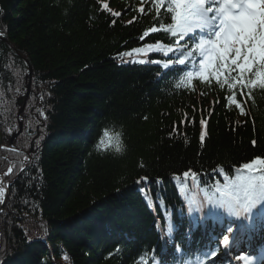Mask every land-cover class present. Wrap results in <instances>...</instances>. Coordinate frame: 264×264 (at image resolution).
I'll list each match as a JSON object with an SVG mask.
<instances>
[{
	"label": "trees",
	"instance_id": "trees-1",
	"mask_svg": "<svg viewBox=\"0 0 264 264\" xmlns=\"http://www.w3.org/2000/svg\"><path fill=\"white\" fill-rule=\"evenodd\" d=\"M151 3L0 0V173L10 183L0 264H139L154 250L168 264L163 237L171 256L179 254L180 241L188 252V201L207 207L202 187L182 178L181 200L170 175L208 173L201 176L204 185L217 165L231 171L264 158V89L254 88L251 98L247 90L237 95L242 115L225 103L228 93L215 80L177 88L168 74L156 75L158 65L125 62L142 55L121 57L168 41L159 31L139 38L154 24ZM20 120L24 129L12 145ZM109 123L123 126V156L101 144ZM140 177L147 183L136 184Z\"/></svg>",
	"mask_w": 264,
	"mask_h": 264
},
{
	"label": "snow or ice",
	"instance_id": "snow-or-ice-1",
	"mask_svg": "<svg viewBox=\"0 0 264 264\" xmlns=\"http://www.w3.org/2000/svg\"><path fill=\"white\" fill-rule=\"evenodd\" d=\"M102 7L112 16L119 15L112 12L107 3ZM151 7L155 10L154 24L139 38L144 39L159 31L168 41L145 44L121 53V57L155 52L161 54L163 59L138 58L125 62L158 65L161 71L156 73L157 76L164 70L181 71L178 66L196 68L198 65L195 74L199 80L208 85L215 80L218 88L228 93L225 103L234 105L243 115L244 101H238L237 95L244 96L247 90L251 98L254 88L264 89V0H152ZM144 11V8L140 9L141 13ZM193 77V71L183 72L176 87L191 86ZM200 125V141L203 143L206 135L203 131L206 121L203 118ZM104 137L107 140L102 139L101 144L107 147L112 143V138L107 131ZM39 143L37 140L36 144ZM139 166L144 167L143 164ZM210 173L211 183L205 181L204 185H201V176L208 173L191 169L169 177L179 193L185 191V187L181 186L182 178H185V185L202 187L207 201V207L197 200L188 201L189 251L185 252L183 242L176 245L174 251L192 254V230L203 226L208 243L198 250L199 264H208L210 258L211 264H225L223 258L219 262L215 259L221 248L226 252L239 249L245 237L258 228H264V158L255 157L239 165H231V173L217 165ZM147 180V177H140L135 183L146 184ZM155 182L158 186L162 185L163 178H157ZM147 190L145 187L139 189L142 193ZM4 197L5 187L0 185V204L4 203ZM146 203L150 208L153 205L151 199L146 200ZM171 231L169 225L170 234ZM167 247L168 242L165 241V250ZM236 259L244 264H255V257L251 253L239 254ZM153 260H156L154 254ZM139 264L149 262L145 256H141ZM181 264H185L183 259Z\"/></svg>",
	"mask_w": 264,
	"mask_h": 264
},
{
	"label": "clouds",
	"instance_id": "clouds-1",
	"mask_svg": "<svg viewBox=\"0 0 264 264\" xmlns=\"http://www.w3.org/2000/svg\"><path fill=\"white\" fill-rule=\"evenodd\" d=\"M104 132L107 131L112 138V143L108 144V148L114 156H123L127 150V145L123 140V126L116 125L115 123H109L103 126ZM99 139V138H98ZM105 140L107 138L104 137Z\"/></svg>",
	"mask_w": 264,
	"mask_h": 264
},
{
	"label": "water",
	"instance_id": "water-1",
	"mask_svg": "<svg viewBox=\"0 0 264 264\" xmlns=\"http://www.w3.org/2000/svg\"><path fill=\"white\" fill-rule=\"evenodd\" d=\"M30 71H31V75H32V69ZM30 92H31V81L28 83V93H27L26 98L29 97ZM24 110H25V106L21 109L20 113L22 114L24 112ZM23 128H24L23 121H20V128H19L20 130L18 132H14L11 135L10 144H13L15 139L18 138V136L23 132ZM4 145H5V136L2 132V130L0 129V151L3 149ZM8 197H9V190L7 191V193L4 197V203L0 204V219H1V213L5 208ZM0 248H1V243H0Z\"/></svg>",
	"mask_w": 264,
	"mask_h": 264
},
{
	"label": "rangeland",
	"instance_id": "rangeland-1",
	"mask_svg": "<svg viewBox=\"0 0 264 264\" xmlns=\"http://www.w3.org/2000/svg\"><path fill=\"white\" fill-rule=\"evenodd\" d=\"M32 86V85H31ZM20 121H22V120H20Z\"/></svg>",
	"mask_w": 264,
	"mask_h": 264
}]
</instances>
